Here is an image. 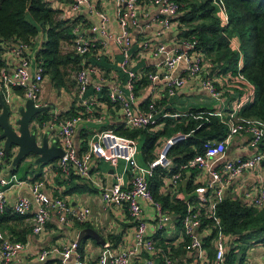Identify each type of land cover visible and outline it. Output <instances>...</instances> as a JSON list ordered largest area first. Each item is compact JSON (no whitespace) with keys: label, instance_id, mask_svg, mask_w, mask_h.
<instances>
[{"label":"built area","instance_id":"obj_1","mask_svg":"<svg viewBox=\"0 0 264 264\" xmlns=\"http://www.w3.org/2000/svg\"><path fill=\"white\" fill-rule=\"evenodd\" d=\"M137 1L138 0H112L114 5V15L118 25V32L113 33L109 29V16L104 11H98L90 0H72L70 8L77 11L83 5H88L89 11L95 13L97 23L91 27L92 33H98L104 41H112L117 45L122 56L120 67L129 74L128 92L120 87L113 86L108 89V101L120 109L123 117V125L126 129H145L155 130V120L153 116L154 102L153 97L149 98L148 111H142L136 104V94L132 88L133 80H140L141 73L134 75L129 70L131 59L132 36L130 27L137 23ZM215 7L216 15L228 22V15L222 0H211ZM155 8L157 19L156 24L160 31H169L178 23V13L180 4L175 0H151ZM72 42L63 48L66 52H71L77 56L84 57L92 49L97 47L96 37L92 34L85 35L77 28L73 32ZM232 42V41H231ZM104 45L103 41H101ZM234 48L239 53L238 66L240 65L241 52L239 47L233 43ZM180 49L166 55L162 61L163 72L162 79L168 95H174L177 88L185 84L189 79L197 80L202 89L212 99L220 100L222 90L218 88L213 77H210L209 63L205 61L204 54L199 48L197 40L194 37L181 38ZM165 46L160 44L151 50L155 56L162 54ZM30 45L21 40H16L12 44H0V61L3 65L0 67V101H3L9 108V122L16 125L19 117L18 104L15 103L13 95L14 89H20L24 99H31L36 107L43 106L39 91L45 80L44 66L42 60L36 55L30 56ZM7 56L12 59L8 65ZM12 63V64H11ZM95 67L89 64H82L80 69L74 75L75 84L78 93L85 96L89 89L93 92L101 91V84L90 86L91 73H95ZM147 77L152 81L160 78L157 73H148ZM238 79L246 84L248 91L238 103L234 105L231 111H227L225 105L218 110L219 115L228 126L226 136L219 141L207 140L203 143V153L197 154L179 165V170L168 179V184L173 187L177 184L181 172L187 170H199L209 177L207 183L208 195L205 192L196 194L197 203H186V210L180 218L182 235L185 241V249L191 253L196 251L198 254L197 264H201L206 259L201 238L205 233H201L203 228V218H211L218 224L215 216L216 204L225 197L226 189L241 174L257 170L264 162V126L256 123H244L237 115V111L242 103L246 102L254 94V86L248 82L240 73ZM94 101L91 97H85L86 104ZM88 108V106H87ZM89 109V108H88ZM82 120L80 113L73 114L63 121L57 120V115L53 113L51 120L38 122L35 125L42 129L48 128V131H56L57 144L63 149V156L56 160V172L62 177L76 175L84 180H90L99 189L100 200L108 206L126 207L128 214L135 224L134 241L132 247L126 250L114 252L107 243L102 245L103 251L97 257V264H130L131 258L139 255L142 251L153 255H161L160 264H181L174 261L170 255L156 243L153 233L161 231L167 221L170 219V213L163 208L161 202L153 198L150 189V183L145 176L156 168L166 169L171 164L170 149L177 143L183 142L188 138V134L178 131L159 144L156 152V158L149 162L146 169L139 167L135 161V156L140 144L139 139H131L121 136L111 129H100L87 139L86 148L78 152L74 133L77 124ZM55 128L54 130H52ZM1 133V130H0ZM238 133H247L251 135L252 143L258 147V150L249 157H237L232 160H224V154L227 144L232 137ZM7 154L4 150L2 141H0V214L4 212L7 206L6 190L9 181L2 173V167ZM95 158L102 159L111 164L118 161H124L130 164L135 171L128 187H123L119 175L115 182L104 184L94 180L91 177V164ZM143 172L144 174H142ZM20 184L22 182H19ZM42 182L29 184V195L19 196L13 203V212L19 216L26 215L32 206L34 213L32 216L31 231L34 234H40L45 230L46 223L52 213L57 216L59 223L66 224L72 217L80 221L90 219V210L88 208L75 212L68 202L62 197L50 198L41 187ZM243 203L256 209L264 207V177L251 188L244 192ZM143 203L149 204L153 213L151 218L144 217ZM207 229V228H205ZM206 232V231H205ZM226 242L228 237L218 233L213 240L215 256L210 264H225ZM26 243L3 239L0 241V264H11L16 261L19 253L25 248ZM64 253L67 255L71 250L73 253L78 249L76 242L63 245ZM48 249L43 248L37 253V259L43 261L48 255ZM72 264H88L76 255ZM144 264H154L152 256L144 260ZM244 264H249L245 262ZM260 264H264V259Z\"/></svg>","mask_w":264,"mask_h":264},{"label":"crops","instance_id":"obj_2","mask_svg":"<svg viewBox=\"0 0 264 264\" xmlns=\"http://www.w3.org/2000/svg\"><path fill=\"white\" fill-rule=\"evenodd\" d=\"M45 1H47L50 7L59 11L58 18L65 22L64 26H71V32L78 28L85 35L92 34L96 37L98 45L89 54L80 58L78 69H74L72 65H70L72 68L66 69L68 73L67 77L73 78L74 86L68 85L67 80L65 87L61 86L58 88L53 84L49 76L45 74V80L39 91V98L43 106L47 108L33 118L31 127L38 122H44L46 118L47 121L51 120L53 113L57 115L58 121H63L67 118L69 116L68 113H80L82 120L76 126L74 142L78 152H82L86 148V141L92 133L100 129H111L117 133L116 131H119L121 127L124 128L121 111L117 106L108 101L107 93L108 89L113 86L120 87L123 91L128 92L129 88L127 84L130 78L129 74L120 67L122 56L117 45L112 41H104L98 33H92L91 27L97 23V17L95 13L89 11L88 5H83L79 10L72 11L70 8L72 0ZM90 2L98 11L107 13L109 16V29L113 33H117L118 25L114 15L112 0H90ZM137 13V23L130 27L133 43L129 70L134 75L140 73L142 75L140 80L132 81V88L136 94L135 105L142 111H147L148 109L144 107L145 102H149L150 97H153V100H155L153 111L155 115L153 118L155 120L154 128L156 131L164 129L169 120H172L170 126L183 121L190 109L207 108L214 110L217 114L223 105L228 108L234 107L237 100L246 95L248 88L243 82H239L230 76L221 77L220 75L219 77L215 76L214 79L222 90L220 100L212 99L200 87L199 82L193 79H188L184 85L177 88L174 95H168L164 80L162 79V61L166 55L180 49V41L183 38L180 33L181 28L177 24L169 31L158 33L161 29L155 22L157 15L151 0H138ZM41 31L44 35L40 37L38 34L30 45V56L36 55L42 47L45 33L39 27V33ZM101 41L104 42V45L100 43ZM160 44L165 46V51L158 56L153 55L151 50ZM6 58L9 65L12 59L9 56ZM82 64H89L95 67L96 72L89 75L90 86L100 83L102 87L101 91L96 93L89 89L85 96H81L78 93L74 75H76ZM149 72L159 74L160 78L152 81L147 77ZM70 73H73V75ZM18 90L19 92L14 89L13 98L15 103L20 106L25 103L26 99L23 98L22 91ZM85 97H91L94 101L86 104L84 102ZM42 117L45 119L43 120ZM256 124L264 126V122L257 121ZM42 130L41 134L48 133L49 143L56 140L57 134L55 130L48 131L47 127ZM165 138L167 137L161 136L160 143ZM142 140L143 137L141 136L135 161L139 167L146 169L149 163L142 156ZM157 150L158 147L155 149V153ZM257 150L258 147L252 143L250 134L238 133L227 144L224 160L249 157ZM11 151H14L12 156H15L17 147L13 146ZM36 157L34 154L27 156L21 159L18 166H16L10 160V156L7 155L2 167V173L9 181V185L6 190L8 203L4 212L0 214V241L10 239L26 243L25 248L19 253L17 260L11 264H72L77 254L88 264H97V257H99L104 249L102 245L97 244L91 238H86L83 241L82 249H79L78 245L75 253L72 250L67 255L64 253L63 245L76 242L78 232L86 227L97 231L114 252L132 247L135 224L131 220L126 207L105 205L100 200L98 187L90 180H84L76 175L66 178L59 175L56 172L57 159L49 163L36 164ZM177 157L171 156V164L164 171L156 168L152 172L145 174L149 180L150 189L152 177H155L158 173L159 177L161 176V185H158L156 189L157 195L162 196L169 193L175 198L184 199L186 203L196 204L198 202L196 194L205 192V195H208L207 183L209 182V177H205L199 170H187L182 172L177 184L171 187L168 184V179L177 172L173 162ZM20 169H23V172H25L22 177L17 174ZM90 172L94 180L106 185L115 182L120 175L122 186L128 187L135 171L130 167V164L124 161L111 164L102 159L95 158L92 160ZM141 173L144 174L143 172ZM263 177L264 162L260 164L257 170L247 171L235 178L226 189L224 195L232 200L243 202V192L247 188L253 187L259 181V178ZM19 182L22 183L20 184ZM34 182H42L40 188L46 195L50 198H64L77 213L88 208L90 210V219L88 221H80L76 217H72L66 224H61L57 216L52 213L46 223L45 230L40 234L32 233L31 223L34 206L21 218L12 217L11 214L13 213L12 206L16 198L29 195V184ZM142 207L144 217L147 219L151 218L153 213L152 207L147 203H143ZM169 213L170 219L167 221L165 227L161 231H155L152 234L156 243L162 249L164 247L163 251L168 253L174 261L181 264H197L199 260L197 252L192 251L189 253L186 251L177 216L171 212ZM205 231V227L200 230L201 233H205ZM227 244L226 242L225 256L228 252ZM43 248H47L49 252L43 261H39L37 253ZM203 249L206 259L201 264H210L215 256L214 244L204 246ZM148 256H152L154 264H160L161 255L159 253L150 255L145 251L132 257L130 264H144V260ZM244 258L245 262L247 261L249 264H260L264 259V244H255L247 248Z\"/></svg>","mask_w":264,"mask_h":264},{"label":"trees","instance_id":"obj_3","mask_svg":"<svg viewBox=\"0 0 264 264\" xmlns=\"http://www.w3.org/2000/svg\"><path fill=\"white\" fill-rule=\"evenodd\" d=\"M175 1L180 4L177 16L180 33L183 38L194 37L197 40L205 61L210 65V72L208 71L207 75L214 79L219 75L230 76L240 82L238 79L240 73L254 86L253 96L242 103L237 111L240 120L244 123L264 122V0H222L228 15L227 23L216 15L211 0ZM58 16L59 11L50 7L45 0H0V44H12L16 40H21L31 45L39 34V27L42 28L45 39L36 57L43 62L44 74H47L59 88L66 86L68 80L66 69L72 68L70 65L78 69L81 56L64 50L63 47L72 42L73 35L71 26H64L65 22ZM231 41L241 52L239 66V53ZM2 65L0 61V67ZM215 83L217 85L216 81ZM15 91L19 92L18 89ZM148 106L149 102H145V109H148ZM232 108L233 106L227 108V111H231ZM68 114L70 116L74 113ZM171 122L172 120H169L164 129L155 132L149 128L122 127L116 132L131 139H139L142 136V156L148 163L156 158L155 149L160 144L161 136L168 137L178 131L188 134L185 141L175 144L170 149V156H178L173 160L177 171L181 163L203 153L205 141L222 140L228 132L224 119L214 110L207 108L190 109L183 121L173 126H170ZM160 177L158 173L152 177L153 198L161 202L164 209L176 215L180 224V218L186 210V201L169 193L157 195L156 189L161 185ZM11 215L15 218L22 217L14 212ZM215 216L218 224L211 218H203L202 227L207 229L201 238L202 245L204 247L212 244L218 233L227 236L228 252L225 263L244 264L246 249L255 244H264V207L256 209L225 196L216 204ZM84 240L82 239L79 244V249H82Z\"/></svg>","mask_w":264,"mask_h":264},{"label":"water","instance_id":"obj_4","mask_svg":"<svg viewBox=\"0 0 264 264\" xmlns=\"http://www.w3.org/2000/svg\"><path fill=\"white\" fill-rule=\"evenodd\" d=\"M210 72V69H209ZM0 141L3 142L6 154L11 151L12 147H17V153L13 159V164H18L21 159L36 155L35 163H49L63 156V149L57 144L56 140L48 142V133L41 134L37 125L31 127L33 118L47 107H36L33 100L26 99L23 105L18 106L19 117L16 125L9 122V108L0 101ZM91 238L97 244L105 243L102 236L93 228L86 227L78 232L76 243L80 244L82 239Z\"/></svg>","mask_w":264,"mask_h":264},{"label":"rangeland","instance_id":"obj_5","mask_svg":"<svg viewBox=\"0 0 264 264\" xmlns=\"http://www.w3.org/2000/svg\"><path fill=\"white\" fill-rule=\"evenodd\" d=\"M191 1H198V0H191ZM39 35H40V37H42V35H44L43 34V32L41 31L40 33H39ZM71 75H73V73H70ZM73 78H68V85H70V86H74V83H73ZM71 88V87H70ZM13 153H14V151H10L9 153H8V156H10V160H12V162H13V159H14V157L15 156H12L13 155ZM9 160V161H10ZM11 162V161H10ZM24 173L25 172H23V169H20L18 172H17V174L20 176V177H22V176H24Z\"/></svg>","mask_w":264,"mask_h":264}]
</instances>
